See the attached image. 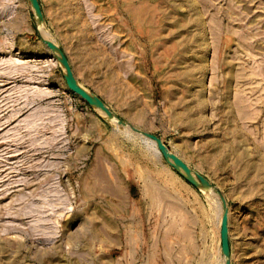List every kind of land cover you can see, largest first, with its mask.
Here are the masks:
<instances>
[{
	"label": "rangeland",
	"instance_id": "rangeland-1",
	"mask_svg": "<svg viewBox=\"0 0 264 264\" xmlns=\"http://www.w3.org/2000/svg\"><path fill=\"white\" fill-rule=\"evenodd\" d=\"M39 2L0 0V264H225L221 197L264 264V0Z\"/></svg>",
	"mask_w": 264,
	"mask_h": 264
},
{
	"label": "water",
	"instance_id": "water-1",
	"mask_svg": "<svg viewBox=\"0 0 264 264\" xmlns=\"http://www.w3.org/2000/svg\"><path fill=\"white\" fill-rule=\"evenodd\" d=\"M35 14L38 17L39 22H42L44 19V15L42 12V8L39 0H29ZM44 42L48 45V47L53 51L56 56L57 61L62 65L65 73L66 82L71 90L80 95L84 100H86L89 104L96 107L100 112L105 116V118L111 122H117L118 124H123L124 126L130 128V130L134 131L137 134H140L148 139L155 141L158 144V147L165 158L172 163L180 172H182L188 180L197 186L200 189L211 191L208 182L206 179L201 176L196 170H194L188 163L185 162L183 158L178 156L176 153L169 154V147L163 142V140L151 133L140 130L139 128L129 125L120 118H118L114 112L106 105V103L95 93L89 91L87 88L82 86L73 71L71 62L66 55V53L60 49L53 41L49 39H44ZM222 199V208L223 215L221 221V243H222V251L225 255V264H231V246H230V232H229V210L226 204V201L223 197Z\"/></svg>",
	"mask_w": 264,
	"mask_h": 264
},
{
	"label": "bare ground",
	"instance_id": "bare-ground-1",
	"mask_svg": "<svg viewBox=\"0 0 264 264\" xmlns=\"http://www.w3.org/2000/svg\"><path fill=\"white\" fill-rule=\"evenodd\" d=\"M99 111H100V110H99ZM114 123L118 124L117 122H114ZM118 125H121V124H118ZM150 141H151V143H152L153 145L156 144L155 141H154L155 144L152 142L153 140L150 139ZM155 146H156V145H155ZM157 149L159 150V148H157ZM158 150H157V152H158ZM160 152H161V151H160ZM160 152H159V153H160ZM170 153H172V152L169 151V154H170ZM167 162H168V161H167ZM185 162H186V161H185ZM186 163H187V162H186ZM207 192H208L207 194H210V195L215 199V196H213L214 194H213L211 191H207ZM173 203H174V202H173ZM181 209H182V208H181ZM220 233H221V232H220ZM189 234H191V233H189ZM190 237H191V236H190ZM192 239H193V238H192ZM192 239H191V240H192ZM191 242L193 243V241H191ZM194 243H195V242H194ZM194 243H193V244H194ZM192 246H193V245H192ZM225 260H226V259H225ZM224 263H225V262H224Z\"/></svg>",
	"mask_w": 264,
	"mask_h": 264
}]
</instances>
